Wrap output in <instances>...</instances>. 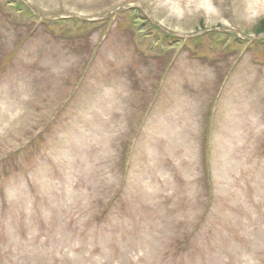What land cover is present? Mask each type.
<instances>
[{
  "label": "rangeland",
  "instance_id": "1",
  "mask_svg": "<svg viewBox=\"0 0 264 264\" xmlns=\"http://www.w3.org/2000/svg\"><path fill=\"white\" fill-rule=\"evenodd\" d=\"M260 20L0 0V264H264Z\"/></svg>",
  "mask_w": 264,
  "mask_h": 264
},
{
  "label": "trees",
  "instance_id": "2",
  "mask_svg": "<svg viewBox=\"0 0 264 264\" xmlns=\"http://www.w3.org/2000/svg\"><path fill=\"white\" fill-rule=\"evenodd\" d=\"M62 22H63V24L73 23L72 19H65V20H62ZM75 24H74V27L79 28L78 27V23L76 22ZM257 33L258 34H262V40L260 42V45H262L264 47V20H260L258 22V24H257Z\"/></svg>",
  "mask_w": 264,
  "mask_h": 264
}]
</instances>
